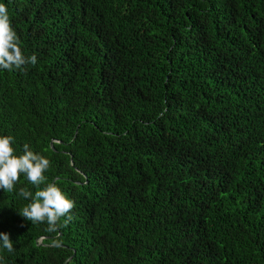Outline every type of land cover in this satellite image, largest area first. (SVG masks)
<instances>
[{
	"label": "trees",
	"instance_id": "16d2710c",
	"mask_svg": "<svg viewBox=\"0 0 264 264\" xmlns=\"http://www.w3.org/2000/svg\"><path fill=\"white\" fill-rule=\"evenodd\" d=\"M0 3L37 57L0 135L74 202L49 231L0 189V264H264V0Z\"/></svg>",
	"mask_w": 264,
	"mask_h": 264
},
{
	"label": "clouds",
	"instance_id": "9594fccd",
	"mask_svg": "<svg viewBox=\"0 0 264 264\" xmlns=\"http://www.w3.org/2000/svg\"><path fill=\"white\" fill-rule=\"evenodd\" d=\"M35 55L26 56L20 46L16 31L11 26L6 6L0 3V69L21 70L27 65H35ZM14 138L0 135V189L12 192L23 175L35 191L21 187L18 195L29 202L20 214L32 223H47L49 231L56 230L58 221L63 217L67 224L73 219L70 214L74 202L54 182H47L44 173L50 161L39 153H34L28 144L23 145L21 154L12 147ZM43 185V186H42ZM42 186V187H41ZM0 247L13 252V241L6 232H0ZM2 259V257H0Z\"/></svg>",
	"mask_w": 264,
	"mask_h": 264
},
{
	"label": "water",
	"instance_id": "95a60500",
	"mask_svg": "<svg viewBox=\"0 0 264 264\" xmlns=\"http://www.w3.org/2000/svg\"><path fill=\"white\" fill-rule=\"evenodd\" d=\"M69 260V259H68Z\"/></svg>",
	"mask_w": 264,
	"mask_h": 264
}]
</instances>
